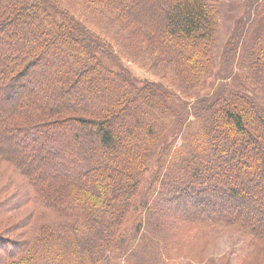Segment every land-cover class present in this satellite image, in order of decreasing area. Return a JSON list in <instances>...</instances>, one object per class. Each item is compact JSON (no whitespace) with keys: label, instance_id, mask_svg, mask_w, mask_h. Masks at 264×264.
<instances>
[{"label":"trees","instance_id":"1","mask_svg":"<svg viewBox=\"0 0 264 264\" xmlns=\"http://www.w3.org/2000/svg\"><path fill=\"white\" fill-rule=\"evenodd\" d=\"M242 2L218 48L216 0H0V264H168L219 230L247 245L207 264H264V0Z\"/></svg>","mask_w":264,"mask_h":264},{"label":"rangeland","instance_id":"2","mask_svg":"<svg viewBox=\"0 0 264 264\" xmlns=\"http://www.w3.org/2000/svg\"><path fill=\"white\" fill-rule=\"evenodd\" d=\"M217 5L221 11V17L219 21V29L217 35V44L218 48L223 46L225 43V39L228 35V29L230 26L231 18L233 17V10H240L242 8V0H216ZM141 13L143 12L148 17H151L153 13L155 16L157 14V8L153 6H141ZM72 11L77 16V19L83 22L88 28H92L97 34L104 37L108 41H110L117 53H123L122 64L124 67L135 77L138 79H148L152 82H162L166 86L171 87L174 86L180 89V86L177 83V80L173 77V75L169 73H162L161 71H151L149 67H142L141 65H135L131 63L126 57V53H124L123 45H121V41L119 36L116 35V29H112L111 24L106 18L102 16H91L88 15L86 10H81L80 8H73ZM236 13V14H237ZM235 14V15H236ZM258 23L255 31L251 32V38L255 35V33L259 32V30L264 27V17H257ZM151 20V18H149ZM220 51V49H219ZM193 93V92H192ZM192 95V94H191ZM192 99L195 100V97L192 95ZM193 101H190L192 103ZM180 143L178 144V146ZM7 148H10V144L5 145ZM158 168L156 165L152 164L151 171L143 178L142 183V191L146 193L148 189H150V184L153 180L154 175L158 172ZM145 200L142 197H138L137 199V210H134L128 220L127 228L132 227L134 223L140 218L142 220L145 219V215H142V209L139 208L140 204H144ZM183 225L177 226V231L183 229ZM183 250L181 253L182 257H178L175 252L171 254V259L168 261V264H207L210 259L215 260L219 263V260L222 259L225 255L228 256L234 252L239 254L241 249L246 247L247 240L235 234L233 231L229 230H219L212 232L208 235L207 238H202L201 235H198L195 238H184L183 239Z\"/></svg>","mask_w":264,"mask_h":264}]
</instances>
